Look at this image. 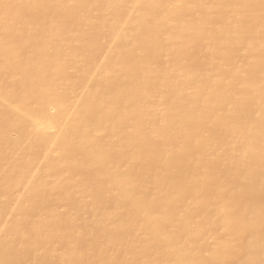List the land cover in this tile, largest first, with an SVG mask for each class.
Wrapping results in <instances>:
<instances>
[{
	"label": "bare ground",
	"instance_id": "1",
	"mask_svg": "<svg viewBox=\"0 0 264 264\" xmlns=\"http://www.w3.org/2000/svg\"><path fill=\"white\" fill-rule=\"evenodd\" d=\"M0 264H264V0H0Z\"/></svg>",
	"mask_w": 264,
	"mask_h": 264
}]
</instances>
